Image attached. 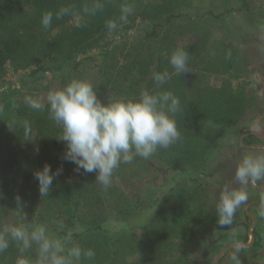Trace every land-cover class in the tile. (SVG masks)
Instances as JSON below:
<instances>
[{
    "label": "trees",
    "instance_id": "trees-1",
    "mask_svg": "<svg viewBox=\"0 0 264 264\" xmlns=\"http://www.w3.org/2000/svg\"><path fill=\"white\" fill-rule=\"evenodd\" d=\"M95 0H0V83L12 71L29 70L30 77L55 74L63 87L81 78L85 64L95 62L98 99L139 96L171 91L180 100L175 115L181 138L167 149L158 148L149 159L136 157L164 177L154 192L136 189L130 195L111 182L104 188L96 173L83 171L82 180L69 175L62 130L47 111L33 110L17 97L16 85L3 86L0 101V227L9 213L29 229L47 227L54 238L72 233L74 243L91 249L94 258L81 264H192L190 244L213 221L215 209L210 188L169 183L172 171L195 172L208 178L206 168L216 145L230 134L248 110L249 74L235 61L233 49L203 37L198 43L180 46L177 37L186 28L182 6L190 0H99L103 7L77 18H56L62 7L82 13ZM245 5V4H244ZM123 6H137L136 15L120 20ZM52 12L51 26L41 25L44 13ZM144 26H138L137 20ZM117 23L109 30L107 23ZM133 34V35H132ZM176 48L189 53V71L175 75L169 57ZM168 71L172 78L157 87L153 72ZM221 84L211 83L213 76ZM22 87L25 83H21ZM26 130L28 134L26 135ZM45 164L53 173L48 196H41L34 173ZM126 227L113 225L114 220ZM63 224L61 228L59 225ZM140 228L142 233L135 230ZM254 234L257 233L254 231ZM36 245L21 251L9 237V247L0 252V264H35Z\"/></svg>",
    "mask_w": 264,
    "mask_h": 264
},
{
    "label": "clouds",
    "instance_id": "clouds-1",
    "mask_svg": "<svg viewBox=\"0 0 264 264\" xmlns=\"http://www.w3.org/2000/svg\"><path fill=\"white\" fill-rule=\"evenodd\" d=\"M103 5L95 0L86 5L81 12L68 7L60 8L56 18L72 15L77 18L76 27L81 26L85 15H94ZM131 8H121L120 20H127ZM53 13H44L41 25L48 29ZM109 30H115L117 23L109 21ZM189 53L176 48L169 57L174 74L189 71ZM172 78L168 71L153 72L152 79L157 87ZM25 102L33 110L47 107L50 118L60 126L59 139L66 142L65 159L75 164L77 169L86 173H96V181L104 188L111 185L114 170L121 164H131L136 157L151 158L158 148L167 149L181 138L175 115L181 110L180 100L171 91L149 92L142 90L138 97L98 99L93 84L81 78H73L63 87L47 92L44 100L26 96ZM28 134L26 130V135ZM41 196H48L53 179L59 171L53 173L47 164L35 173ZM264 178V154H246L235 170V180L241 187L226 185L214 204L217 221L220 226L230 225L238 207L247 201L243 186ZM260 215L264 216V206ZM61 228L63 224L59 225ZM9 237L17 242L21 251L36 245L35 264H81L82 259H92L95 253L91 249H82L79 245L68 247L72 233L69 231L63 239L54 238L46 226L34 228L21 223L0 227V252L9 247ZM243 245L236 243L230 255L232 264H241L240 251Z\"/></svg>",
    "mask_w": 264,
    "mask_h": 264
},
{
    "label": "rangeland",
    "instance_id": "rangeland-1",
    "mask_svg": "<svg viewBox=\"0 0 264 264\" xmlns=\"http://www.w3.org/2000/svg\"><path fill=\"white\" fill-rule=\"evenodd\" d=\"M138 11L137 6L131 7L132 16ZM181 12L186 15L182 20L186 30L177 37L179 45L183 47L198 43L203 37H209L212 42H222L233 49L236 64L249 74L248 78L252 83L246 115L231 129L228 137L216 145L203 171L213 175L198 180L195 172L172 171L169 174V183L180 181L188 183L190 187L210 188L214 195L217 194L213 197L215 204L226 185L241 187L235 180V170L244 155L264 154V146H256L264 145V0H190L188 4L182 6ZM137 24L144 26L142 24L146 23L138 19ZM85 65L82 76L95 86L97 84L95 62H88ZM29 70L16 73L10 71L5 77V82L0 83V91L3 86L16 85L19 92L14 94H17L22 103H26V96L44 100L49 90L60 88V82L55 74L42 73L39 77H30ZM21 83H25V86L22 87ZM211 83L219 86L221 78L214 75ZM2 107L0 101V113ZM253 145L255 146L250 147ZM141 161L134 159L131 164H121L114 170L111 182L125 189L129 195L136 189L153 193L157 187L164 184V177ZM69 173V176L77 181L82 180L84 176L83 170L77 169L75 164H70ZM254 183L256 186L264 185V178ZM243 188L247 193V201L237 208L232 223L220 226L214 213L213 221L204 228L200 237L189 245L192 264H214L218 253L231 243L251 241L249 228L252 219L245 210L247 206L256 218L253 231L257 235L250 248L242 247L239 253L241 264H264V216L260 215L264 206V188L255 187L251 182ZM214 204L209 206L211 210ZM5 221L7 225H12L19 219L16 214L9 213ZM113 225L126 227L116 219ZM135 231L142 233L140 228ZM58 239L63 237L59 236ZM72 243L73 238L69 244ZM233 251L234 248L225 253L219 259V264H232L230 255Z\"/></svg>",
    "mask_w": 264,
    "mask_h": 264
},
{
    "label": "water",
    "instance_id": "water-1",
    "mask_svg": "<svg viewBox=\"0 0 264 264\" xmlns=\"http://www.w3.org/2000/svg\"><path fill=\"white\" fill-rule=\"evenodd\" d=\"M264 126V124H263ZM256 133V132H255ZM256 135H258V133H256ZM255 145L253 146H250V147H254ZM256 146H264V145H256ZM253 186L255 187H261V188H264V185H260V186H256L254 182H251ZM246 212L249 214V216L251 217L252 219V225L250 226L249 228V234L251 236V241L250 242H233L231 243L227 248L221 250L218 255L216 256L215 260H214V264H219V259L225 254L227 253L229 250L233 249V246L236 244V243H240L243 245V247L247 248V247H251L254 243V240H255V234H254V227H255V223H256V218L255 216L249 211V206H247L245 208Z\"/></svg>",
    "mask_w": 264,
    "mask_h": 264
},
{
    "label": "crops",
    "instance_id": "crops-1",
    "mask_svg": "<svg viewBox=\"0 0 264 264\" xmlns=\"http://www.w3.org/2000/svg\"><path fill=\"white\" fill-rule=\"evenodd\" d=\"M247 248H250V247H247ZM230 251V250H229Z\"/></svg>",
    "mask_w": 264,
    "mask_h": 264
}]
</instances>
